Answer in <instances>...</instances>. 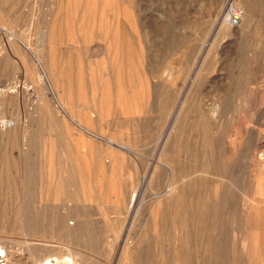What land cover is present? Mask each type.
Masks as SVG:
<instances>
[{
	"label": "rangeland",
	"instance_id": "obj_1",
	"mask_svg": "<svg viewBox=\"0 0 264 264\" xmlns=\"http://www.w3.org/2000/svg\"><path fill=\"white\" fill-rule=\"evenodd\" d=\"M0 244L6 264H264V0H0Z\"/></svg>",
	"mask_w": 264,
	"mask_h": 264
},
{
	"label": "bare ground",
	"instance_id": "obj_2",
	"mask_svg": "<svg viewBox=\"0 0 264 264\" xmlns=\"http://www.w3.org/2000/svg\"><path fill=\"white\" fill-rule=\"evenodd\" d=\"M125 9V8H124ZM123 9V10H124ZM125 12V11H124ZM123 16L126 18L127 16H126V14L125 13H123ZM129 16V15H128ZM127 19V18H126ZM4 31V30H3ZM7 32V31H6ZM227 32V31H226ZM10 33V32H9ZM104 34V33H103ZM10 35L11 36H13L14 37V35L12 34V33H10ZM39 63V62H38ZM40 64V63H39ZM43 68V67H42ZM43 70V69H42ZM46 71H45V75L43 74V73H40V72H38V71H32V72H30V77H31V79L34 81V83H36V85H37V89H39V90H41V91H43V89L45 88V84L47 85V87H48V89H50L51 87L53 88V90H54V86H53V84H52V81H51V78H50V75H49V73H48V71H47V69H45ZM40 74L42 75V76H40ZM48 82V83H47ZM50 85V88H49V85ZM44 94H43V96L42 97H40V108H39V110H40V112L39 113H41L42 115H46V113H47V107H48V101H47V98H46V96H45V92H43ZM120 93V92H119ZM139 93V92H138ZM139 94H141V93H139ZM144 94V93H143ZM142 94V95H143ZM135 96H136V94H134ZM145 95V94H144ZM143 95V96H144ZM141 96V95H140ZM119 100V99H118ZM125 100V99H124ZM112 101H113V99H112ZM124 102V101H123ZM113 103V102H112ZM125 103L126 102H124V105H125ZM129 103V102H128ZM61 106V108H62V110L64 111V113L69 117V118H71L74 122H76L75 121V119H74V117L73 116H71L70 115V113H68L67 112V110L65 109V107L63 106V105H60ZM125 107V106H124ZM127 107V106H126ZM118 108V107H117ZM129 109H130V107H129ZM120 110V109H119ZM127 110V109H126ZM54 112V111H53ZM52 112V113H53ZM51 113V114H52ZM50 115V114H49ZM180 115V114H179ZM178 116V115H177ZM177 116H176V118H177ZM46 117V116H45ZM65 119H66V117H64ZM49 119V118H48ZM178 119V118H177ZM46 120H47V118H46ZM178 121V120H177ZM173 122V121H172ZM51 123V122H50ZM175 123L176 124H178V122H176L175 121ZM53 124V123H52ZM82 129H84V130H88L86 127H84V126H81L79 123H77ZM11 126V125H10ZM57 126V125H56ZM52 127H53V125H52ZM173 127H174V124H173ZM172 127V128H173ZM55 128V127H54ZM168 128V127H167ZM171 128V127H170ZM169 130V129H168ZM173 130H175L174 128L173 129H171V133H172V131ZM56 131V130H55ZM57 131H58V129H57ZM58 132H60V131H58ZM55 133H57V132H55ZM90 133V132H89ZM59 134V133H58ZM170 136L171 135H173V134H170V132L168 133ZM167 134V135H168ZM93 135V134H92ZM168 135V136H169ZM175 135V134H174ZM165 137H167V136H165ZM164 138V137H163ZM172 138V141H173V137H171ZM57 141V140H56ZM167 141V140H166ZM171 141V142H172ZM162 142V141H161ZM169 143H170V140L168 141ZM108 143H109V146L106 148V155H107V157L108 158H114L115 157V154H113V150L112 149H114L113 148V146H116L118 143H116V141L114 140V139H110V141H108ZM167 143V142H166ZM168 143V144H169ZM73 144V143H72ZM165 144V143H164ZM58 145V144H57ZM77 145H79L78 143H77ZM88 145V144H87ZM93 145V144H92ZM174 145V144H173ZM172 145V146H173ZM59 146H61V145H59ZM165 146V145H164ZM169 146V145H168ZM44 147V146H43ZM46 149L47 150H50V151H55L56 150V152H63V151H61L62 149H61V147H57L56 149L54 148V146L52 147L51 145H49V147H48V144H46ZM64 147V146H63ZM119 147V146H118ZM166 147V146H165ZM87 148V147H86ZM64 149V148H63ZM91 149V148H90ZM119 149V148H118ZM170 149H171V147H170ZM69 150V149H68ZM71 150V149H70ZM87 150V149H86ZM123 150H124V148H123ZM161 150H163V152H164V150L165 149H162L161 148ZM161 150H159V151H161ZM166 150H167V148H166ZM177 150V149H176ZM66 151V150H65ZM73 151V150H72ZM177 151H179V150H177ZM77 152V151H76ZM115 152V151H114ZM166 152H168V151H166ZM176 152V151H175ZM64 153V152H63ZM72 153V152H71ZM81 153H83V152H81ZM77 155H78V153H76ZM80 154V153H79ZM86 154V153H85ZM91 154H93V153H91ZM118 154V153H117ZM168 154V153H167ZM166 154V155H167ZM174 154V153H173ZM179 154H180V152H179ZM65 155V154H64ZM123 155V154H122ZM165 155V154H164ZM80 156H81V154H80ZM85 156V155H84ZM84 156H83V158H84ZM98 156V155H97ZM104 156V155H103ZM124 156V155H123ZM169 156V155H168ZM62 157H63V155H62ZM77 157V156H76ZM99 157V156H98ZM173 157V156H172ZM181 157H182V155H181ZM78 158V157H77ZM95 158V157H94ZM183 158V157H182ZM181 158V159H182ZM82 159V158H81ZM98 160H99V158H97ZM167 159H170V158H168L167 157ZM185 159V158H184ZM187 159V158H186ZM100 160H101V158H100ZM68 162L69 161H67V159H66V164H68ZM93 162V161H92ZM95 162H96V160H95ZM100 162V161H99ZM169 162V161H168ZM70 163V162H69ZM78 163V162H77ZM90 163V162H89ZM97 163V162H96ZM110 163H112V162H110ZM118 163V162H117ZM164 163V162H163ZM178 163V162H177ZM79 164V163H78ZM88 164V163H87ZM99 164V163H98ZM97 164V165H98ZM162 164V163H161ZM172 164H174V163H172ZM176 164V163H175ZM183 164V163H182ZM73 165H74V163H73ZM95 165V164H94ZM101 165V164H100ZM110 165V164H109ZM164 165H166V164H164ZM185 165V164H184ZM54 166V165H53ZM53 166H52V169H53ZM60 166V165H59ZM68 166H69V164H68ZM90 166V165H89ZM88 166V167H89ZM93 166V165H92ZM57 167V166H56ZM55 167V168H56ZM70 167V166H69ZM155 167H156V165H155ZM164 167V166H163ZM175 167H177V165H175ZM179 167V166H178ZM68 168V167H67ZM80 168V167H79ZM107 168V167H106ZM109 168V167H108ZM76 169V168H75ZM88 169V168H87ZM115 169H116V167H115ZM156 169H158V168H156ZM69 170V169H68ZM72 170V169H71ZM112 170V169H111ZM169 170H171V169H169ZM174 170H176V169H174ZM173 169H172V171H174ZM73 171V170H72ZM76 171V170H75ZM59 172V171H58ZM160 172V171H159ZM79 173V172H78ZM151 174H152V172H151ZM174 175V174H173ZM149 176V175H148ZM67 177V176H66ZM154 177H156V176H154ZM172 177V176H171ZM75 178H73V180H74ZM149 179V178H148ZM64 180H66V179H64ZM69 180H71V179H69ZM99 180V179H98ZM75 181V180H74ZM69 182H71V181H69ZM101 182V181H100ZM99 182V183H100ZM53 183V182H52ZM68 183V182H67ZM76 183V182H75ZM152 183H154V182H152ZM69 184V183H68ZM68 184H65V185H68ZM71 184V183H70ZM147 184V183H146ZM56 186H57V184H55ZM152 185V184H151ZM69 186V185H68ZM120 186V185H119ZM149 186V185H148ZM66 187V186H65ZM151 187V186H150ZM171 188V187H170ZM169 188V189H170ZM151 189V188H150ZM121 191V190H120ZM120 191H119V193H120ZM58 193V192H57ZM144 193V192H143ZM160 194V193H159ZM137 198V197H136ZM134 199V198H133ZM161 202V201H160ZM137 203V202H136ZM135 211H137V209H135ZM134 220V219H133ZM3 247V246H2ZM130 249V248H129ZM134 251V250H133ZM139 250H137V252H138ZM139 253V252H138ZM137 253V254H138ZM136 253H134V255H135ZM129 256H130V258L132 259V261L135 263V260H134V256L132 257L130 254H128ZM125 256V255H124ZM135 257H138V256H136L135 255ZM7 259H8V255H7ZM73 259V260H72ZM142 259V258H141ZM72 261L74 262V258H71V255L69 256V257H66L63 261H57V263H55V264H72ZM131 261V262H132ZM143 262V261H142ZM149 262H151V261H149ZM7 263V262H6ZM42 263V262H41ZM75 263V262H74ZM144 263V262H143ZM43 264V263H42ZM136 264V263H135ZM145 264V263H144ZM151 264V263H150Z\"/></svg>",
	"mask_w": 264,
	"mask_h": 264
},
{
	"label": "built area",
	"instance_id": "obj_3",
	"mask_svg": "<svg viewBox=\"0 0 264 264\" xmlns=\"http://www.w3.org/2000/svg\"><path fill=\"white\" fill-rule=\"evenodd\" d=\"M228 20L231 24H237L239 21V10L234 9L229 13ZM7 252L0 244V264H6Z\"/></svg>",
	"mask_w": 264,
	"mask_h": 264
}]
</instances>
